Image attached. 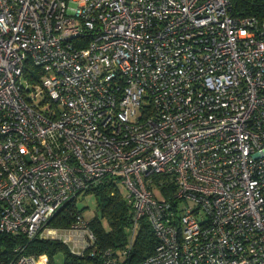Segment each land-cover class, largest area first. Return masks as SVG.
Returning <instances> with one entry per match:
<instances>
[{"label":"built area","instance_id":"2783aa9c","mask_svg":"<svg viewBox=\"0 0 264 264\" xmlns=\"http://www.w3.org/2000/svg\"><path fill=\"white\" fill-rule=\"evenodd\" d=\"M107 182L132 208L118 252L80 212L51 224ZM141 219L157 243L131 264H264V21L230 0H0V233L21 239L0 264H50L36 237L127 264Z\"/></svg>","mask_w":264,"mask_h":264},{"label":"trees","instance_id":"16d2710c","mask_svg":"<svg viewBox=\"0 0 264 264\" xmlns=\"http://www.w3.org/2000/svg\"><path fill=\"white\" fill-rule=\"evenodd\" d=\"M231 13L234 16H254L264 21V0H230ZM97 198V209L100 216H95L89 223L93 231L97 248H110L114 252L120 251L127 242L128 227L132 222V208L126 199V191L117 183H104L90 189ZM81 211L75 203L63 206L52 218V225L67 226L71 223L72 213ZM106 219L107 226L101 219ZM20 238L0 233V248H11ZM157 243L151 228L145 219H141L136 230L132 248L128 252L126 263H136L150 255ZM27 253L45 254L50 264H55V256L61 254V264H103L100 256L91 255L89 249L83 254H73L68 246L57 239L33 238L25 241Z\"/></svg>","mask_w":264,"mask_h":264},{"label":"rangeland","instance_id":"374dc122","mask_svg":"<svg viewBox=\"0 0 264 264\" xmlns=\"http://www.w3.org/2000/svg\"><path fill=\"white\" fill-rule=\"evenodd\" d=\"M20 82L24 87H27L28 89H30L29 93L31 95H33L34 92L39 91L40 89L39 87L34 85L33 82L27 80L24 76L21 77ZM33 88H35V90ZM119 185H120V188L124 190L125 192L126 191L125 187L122 184H119ZM155 192L157 193V190H155ZM75 205L81 211L84 219L87 222H90L95 216H100L99 211L97 209V198L93 192H90V191L89 192L87 191L79 192L75 199ZM101 220L103 222V225L107 226L106 219L103 218ZM60 226H63V225H60ZM67 226H63V227H67ZM54 259H55V264H61L63 261V256L61 254H57Z\"/></svg>","mask_w":264,"mask_h":264}]
</instances>
